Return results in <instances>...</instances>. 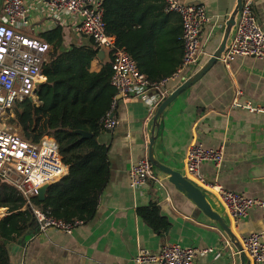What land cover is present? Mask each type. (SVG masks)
Returning <instances> with one entry per match:
<instances>
[{
    "label": "crops",
    "instance_id": "obj_1",
    "mask_svg": "<svg viewBox=\"0 0 264 264\" xmlns=\"http://www.w3.org/2000/svg\"><path fill=\"white\" fill-rule=\"evenodd\" d=\"M175 1L202 6L210 18L201 32L197 71L220 44L236 0ZM253 10L264 31V0H253ZM63 20L47 17L46 7L37 5L32 7L29 26L22 32L41 39V33L61 27L66 47L88 41L76 38L71 25ZM234 30L235 26L226 46L231 44ZM99 63L96 59L92 70H98ZM188 77L169 79L167 96ZM156 99L157 93L150 90L143 98L119 101L113 113L116 127L98 136L97 141L108 147L110 174L93 219L69 232L54 228L41 231L38 224L34 225L17 242L7 245L10 264H134L139 248L158 252L168 245L196 249L194 264H240L219 226L158 170L152 169V180L145 186L131 189L130 169L147 157L148 139L153 136L156 110L152 105ZM247 104L264 107V61L245 56L228 64L218 60L164 109L153 145V158L201 188L212 210L225 219L239 241L253 233L264 238V207H254L245 219L236 221L221 203L217 188L264 201V116L247 111ZM194 144L221 148V166L203 163L195 175L187 174L184 158ZM150 203L166 220L165 231H154L137 216V208ZM6 210H0V218Z\"/></svg>",
    "mask_w": 264,
    "mask_h": 264
},
{
    "label": "built area",
    "instance_id": "obj_2",
    "mask_svg": "<svg viewBox=\"0 0 264 264\" xmlns=\"http://www.w3.org/2000/svg\"><path fill=\"white\" fill-rule=\"evenodd\" d=\"M105 0H1L0 4V178L13 186L25 198L33 218L41 231L54 228L69 232L74 225L64 224L46 217L30 203L37 191L45 184L59 180L67 172L53 138L43 136L38 143H31L16 132L17 116L15 104L24 99H34L39 84L45 81L42 68L47 62L50 46L45 41L24 34L29 26L28 15L32 7H46L47 17L65 19L71 25L76 38L92 40L98 50L107 52L111 68L110 84L115 89L110 109L102 125L105 131H112L117 125L114 109L119 101L129 98H143L148 91L157 93L152 105L156 110L167 97L165 86L169 79L181 75L190 76L198 67L201 48V32L210 18L199 5H188L175 0H165L166 11L179 16L182 27L183 56L177 72L169 79L152 85L141 74L133 59L117 48L115 39L105 32L102 19ZM64 21V20H63ZM245 56L264 61V31L260 27L254 10L253 0H243L237 14L234 36L225 47L219 61L228 64L236 57ZM250 113L264 116V107L250 104L244 107ZM13 115H7L8 111ZM203 163L220 167L223 163L221 148L206 149L194 144L187 150L184 165L187 174L195 175ZM152 167L143 158L135 163L129 172L131 189L145 186L152 180ZM219 199L229 216L236 221L245 219L254 207H264V201L250 199L242 194L217 188ZM75 225H79L75 223ZM76 227V226H75ZM241 247L252 264H264V238L253 233L241 240ZM211 252V250H209ZM198 251L179 245L162 247L158 252L139 248L134 264H194ZM237 255V252L235 253Z\"/></svg>",
    "mask_w": 264,
    "mask_h": 264
},
{
    "label": "trees",
    "instance_id": "obj_3",
    "mask_svg": "<svg viewBox=\"0 0 264 264\" xmlns=\"http://www.w3.org/2000/svg\"><path fill=\"white\" fill-rule=\"evenodd\" d=\"M165 9V0H105L103 4L106 34L114 37L116 47L133 59L152 85L171 78L182 62L181 21ZM39 37L50 46L42 68L45 81L37 86L35 100L15 104L17 126L21 138L31 143L43 136L53 138L67 172L49 185L43 202L33 197L30 203L46 217L75 227L93 219L109 181L108 147L97 138L105 131L102 120L116 92L110 84L108 60L92 70L99 52L92 40L66 47L61 27ZM74 131L87 132L91 138H81ZM4 208L0 264H10L7 243L25 235L33 216L21 193L0 178V210ZM136 214L154 231L168 227L154 204L138 207Z\"/></svg>",
    "mask_w": 264,
    "mask_h": 264
},
{
    "label": "water",
    "instance_id": "obj_4",
    "mask_svg": "<svg viewBox=\"0 0 264 264\" xmlns=\"http://www.w3.org/2000/svg\"><path fill=\"white\" fill-rule=\"evenodd\" d=\"M243 0H236L235 6L230 13L228 19L225 22V27L223 30L222 38L220 44L216 50L212 53L206 63L201 66L197 71L190 75L183 83H181L175 90H173L157 107L153 115V124H152V134L153 136L148 139V149H147V161L151 165L152 169L158 170L160 173L167 177V182L172 185L177 191L185 195V197L191 201L206 217L214 221L220 228V230L226 235L227 239L231 246L237 252V256L240 264H249V261L242 250L241 240L235 238L231 233L229 226L227 225L225 219L214 212L210 207L209 203L206 200L204 191L194 185L190 180H188L183 174L178 171H174L162 165L159 161L153 158V145L155 143L156 137L159 131L158 119L161 117L164 109L176 99L182 92L190 88L195 84L201 77L220 59V56L225 50L227 41L230 35L232 28L235 26L237 14L241 10ZM1 2V0H0ZM97 60L100 63H103L108 60L107 52L100 50L96 56ZM74 135H79L81 138H91V135L84 131H74ZM264 168V163L262 165ZM263 176V175H262ZM50 184H45L40 187L37 191L36 199L38 202H43L45 193ZM38 224L34 218L30 223L29 229L33 228L34 225ZM7 245H10L7 243Z\"/></svg>",
    "mask_w": 264,
    "mask_h": 264
},
{
    "label": "rangeland",
    "instance_id": "obj_5",
    "mask_svg": "<svg viewBox=\"0 0 264 264\" xmlns=\"http://www.w3.org/2000/svg\"><path fill=\"white\" fill-rule=\"evenodd\" d=\"M34 100H35V98H34ZM15 107V106H14ZM13 112V111H12ZM16 112V110L14 109V113ZM20 127V126H19ZM16 132L18 133V134H20V132H19V129H18V126H16Z\"/></svg>",
    "mask_w": 264,
    "mask_h": 264
},
{
    "label": "bare ground",
    "instance_id": "obj_6",
    "mask_svg": "<svg viewBox=\"0 0 264 264\" xmlns=\"http://www.w3.org/2000/svg\"><path fill=\"white\" fill-rule=\"evenodd\" d=\"M7 115H13V112L10 110L7 112Z\"/></svg>",
    "mask_w": 264,
    "mask_h": 264
}]
</instances>
